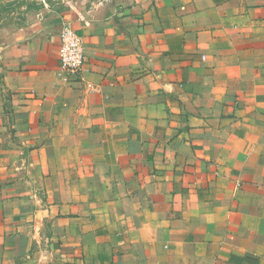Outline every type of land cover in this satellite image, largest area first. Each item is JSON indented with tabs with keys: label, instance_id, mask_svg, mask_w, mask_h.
<instances>
[{
	"label": "crops",
	"instance_id": "obj_1",
	"mask_svg": "<svg viewBox=\"0 0 264 264\" xmlns=\"http://www.w3.org/2000/svg\"><path fill=\"white\" fill-rule=\"evenodd\" d=\"M30 1L0 37V264H264V0Z\"/></svg>",
	"mask_w": 264,
	"mask_h": 264
},
{
	"label": "built area",
	"instance_id": "obj_2",
	"mask_svg": "<svg viewBox=\"0 0 264 264\" xmlns=\"http://www.w3.org/2000/svg\"><path fill=\"white\" fill-rule=\"evenodd\" d=\"M60 39L59 58L66 80L68 83H78L82 80L86 63L84 40L70 22H63Z\"/></svg>",
	"mask_w": 264,
	"mask_h": 264
},
{
	"label": "rangeland",
	"instance_id": "obj_3",
	"mask_svg": "<svg viewBox=\"0 0 264 264\" xmlns=\"http://www.w3.org/2000/svg\"><path fill=\"white\" fill-rule=\"evenodd\" d=\"M33 5H37V3L30 0H13L8 2L0 0V37L2 33L8 34L13 26L18 24V18L26 12L27 8H31Z\"/></svg>",
	"mask_w": 264,
	"mask_h": 264
}]
</instances>
